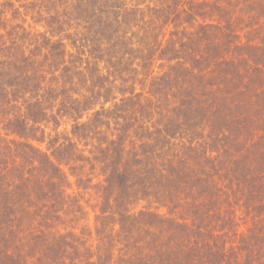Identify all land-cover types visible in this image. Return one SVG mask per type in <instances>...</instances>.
Instances as JSON below:
<instances>
[{"label":"trees","instance_id":"1","mask_svg":"<svg viewBox=\"0 0 264 264\" xmlns=\"http://www.w3.org/2000/svg\"><path fill=\"white\" fill-rule=\"evenodd\" d=\"M0 264H264V0H0Z\"/></svg>","mask_w":264,"mask_h":264},{"label":"rangeland","instance_id":"2","mask_svg":"<svg viewBox=\"0 0 264 264\" xmlns=\"http://www.w3.org/2000/svg\"><path fill=\"white\" fill-rule=\"evenodd\" d=\"M70 129V127L69 126H67V130H69ZM73 182H74V180H73ZM73 188V190L72 191H75V188H74V186L72 187Z\"/></svg>","mask_w":264,"mask_h":264}]
</instances>
